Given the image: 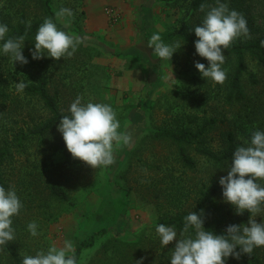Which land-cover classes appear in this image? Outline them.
Listing matches in <instances>:
<instances>
[{
  "label": "rangeland",
  "instance_id": "obj_1",
  "mask_svg": "<svg viewBox=\"0 0 264 264\" xmlns=\"http://www.w3.org/2000/svg\"><path fill=\"white\" fill-rule=\"evenodd\" d=\"M242 2L250 36L264 29V0ZM50 6L55 22L69 35L81 37L82 43L72 57L55 60L42 71L30 65L33 59L29 48L23 51L29 61L26 65L13 64L1 54L0 87L7 98L0 106V145L14 153V164L2 171L13 173V181L29 180L33 175L45 180L53 166L64 164L57 177L65 183L74 207L51 201L48 210H39L23 202L26 208L18 216L20 226L14 227L13 223L16 231L12 242L23 258L53 245L62 247L66 239L76 249L95 235L92 247L82 252L77 264H137L140 260L143 264H170L175 241L161 245L155 231L158 221L189 211L195 205V191L201 182H206L211 171L218 175L219 182L231 163L217 172L192 145L187 147V153L195 169H185L178 160L177 145L165 138L155 139L152 133L194 128L203 119L214 117L217 123L205 137L208 149L221 151L225 131L242 143L253 131L264 130V71L247 56L243 86L249 99L242 106L225 104L224 92L218 91L214 82L203 79L195 68L196 62L204 63L195 46L170 38L186 15L182 0H51ZM61 7L73 10L70 23L55 17ZM5 9L4 0H0V11ZM156 33L166 43L183 44L171 61L161 60L149 47ZM224 55L223 67L228 71L232 61ZM45 72L50 76L49 93L57 95L61 111L68 113L77 96L83 102L107 103L116 111L120 130L127 132L131 141L115 149L113 165L94 170L73 159L57 128L47 136L29 134L50 115L40 102L24 92L18 93L15 83L31 82ZM249 74L257 77V85L249 83ZM193 75L198 78L196 84L192 82ZM201 99L205 101L198 103ZM16 133L27 136L22 141L23 151L16 147ZM43 140L53 142L52 150L46 149ZM57 145L61 148L54 150ZM182 194L184 198L180 199ZM219 196L230 211L227 221L237 220L241 215L223 201L222 194ZM262 219L256 217L258 223ZM31 221L38 224L36 237L27 230ZM255 260L264 264V247L257 248L251 256L242 254L239 260L229 258L227 264H250ZM0 264H6L1 247Z\"/></svg>",
  "mask_w": 264,
  "mask_h": 264
},
{
  "label": "clouds",
  "instance_id": "obj_2",
  "mask_svg": "<svg viewBox=\"0 0 264 264\" xmlns=\"http://www.w3.org/2000/svg\"><path fill=\"white\" fill-rule=\"evenodd\" d=\"M200 11L204 16L192 30L198 38L194 46L196 54L208 64L206 67L196 62L194 66L203 79L223 84L227 79L223 50L237 39L249 36L247 20L242 13L230 9L227 0H215L214 6L201 3ZM55 17L70 23L74 12L61 7ZM9 31L6 23H0V54L7 55L13 64L26 65L29 62L23 54L26 38L24 35L10 36ZM81 43V37L69 35L48 17L39 25L34 47L29 51L33 60L51 58L58 61L72 57ZM182 46L179 42H164L159 33L149 40V47L161 60L171 61ZM29 82L19 80L15 83L16 91L22 94ZM67 112L61 116L57 131L72 158L94 170L113 165L115 149L131 141L130 135L120 130L117 113L107 103L83 102V98L77 96ZM219 184L223 201L233 206L236 215L249 213L247 223L228 225L223 234H216L205 229L203 210H192L183 217L180 231L173 225L158 224L155 231L161 245L165 247L175 241L170 264H227L229 258L239 260L242 254L251 256L257 248L264 247V219L256 221L257 216L264 217V130L253 131L235 147L227 175L220 177ZM23 207L14 186L0 185V247L15 239L13 218ZM27 230L33 237L39 235L36 221L29 222ZM22 264H77L74 243L66 239L62 247L53 245L47 251L25 255Z\"/></svg>",
  "mask_w": 264,
  "mask_h": 264
},
{
  "label": "trees",
  "instance_id": "obj_3",
  "mask_svg": "<svg viewBox=\"0 0 264 264\" xmlns=\"http://www.w3.org/2000/svg\"><path fill=\"white\" fill-rule=\"evenodd\" d=\"M243 0H227V3L231 8H235L238 12L242 13L241 7ZM185 3L186 15L179 23V27L175 29L170 38H177L188 45L194 46V42L198 39L195 36L193 30L194 26L199 24L204 16V13L200 11L201 3L207 5L215 4V0H182ZM6 4V12L0 11V23H6L10 29V36L24 35L25 47L32 49L34 47V37L36 31L45 18L51 17L54 19V14L51 10V0H4ZM4 10V9H3ZM55 21V19H54ZM57 27L63 30V28L57 24ZM264 29L250 33L247 38L241 37L237 39L228 49H224L223 53L226 54L230 61L231 66L227 71V79L225 80L224 90L223 84H216L215 88L224 96L225 104H239L244 105L247 103L249 97L246 95L243 86V76L246 68L247 56L251 60L255 61L258 66L264 71ZM0 54V58H1ZM30 64L34 66L37 71L46 70L50 64L55 62L54 59L44 58L39 60H31ZM204 64L207 67L208 61L204 59ZM1 65V64H0ZM1 68V66H0ZM189 70V69H187ZM48 72V71H47ZM47 72L34 77V80L28 83V87L24 90V93L31 99H35L40 102L47 110L50 117L43 123L35 125L29 130L30 135L35 136H47L54 129L57 128L60 123V118L68 113L61 111L57 101V95H51L49 93L50 76ZM193 84L198 82L197 76L191 77ZM248 81L252 86L258 84L257 77L253 74L248 75ZM0 87V106H4L7 95L2 92ZM205 100L201 99L198 103H203ZM217 123V119L214 117L203 119L201 124L196 123L194 128L181 127L178 131H156L152 133L155 139H167L175 143L178 147V157L181 166L188 170L195 169L194 160L188 155L187 147L193 145V149L202 157L206 159L207 163H210L215 171L219 172L231 163L232 153L235 147L241 142H238L233 133L225 131L222 134V149L216 153L206 147L205 137L212 127ZM44 136V137H45ZM27 136L24 134H15L14 140H16V147L18 151L25 150V144L22 142L26 140ZM63 145L64 141L62 142ZM43 145L47 146V150H52L53 142L47 143V140H43ZM61 147L57 145L54 150H58ZM14 160V153L8 149L6 145H0V185L5 188L12 186L15 183V188L22 203H31L30 208L48 210L51 201H57L59 203L67 204L71 208L74 207V202L70 198L67 190L64 189V182L58 179L57 175L60 173L61 165L57 163L53 166V171L45 175V180H42L39 175H33L29 180L20 182L18 179L13 181L10 177H13V173L5 174L2 170L7 165L12 166ZM217 174L211 171L208 175L206 182H201V187L195 191V205L189 211L177 212L172 216L163 217L158 221V224L164 223L166 225H173L178 231L182 229L183 217L190 211L204 213V227L206 230L214 231L216 234H223L228 225L245 223L249 219V213L245 212L237 220L229 222L227 216L230 214L229 210H226L219 201V195L222 194V189L218 186ZM24 191L25 197H21ZM184 198L182 194L180 199ZM24 205V204H23ZM26 206L24 205V210ZM21 210V211H22ZM19 216V215H18ZM13 218L14 227L20 226L19 217ZM95 235L90 238L89 243H82L75 249V255L77 263L81 261L82 252L85 249L92 247V242L95 240ZM113 244L114 248H117ZM104 249L107 246L104 245ZM1 251L4 254L6 264H22V257L18 254L16 247L12 241L7 245L1 247ZM253 261V260H251ZM250 264H260L258 261L251 262Z\"/></svg>",
  "mask_w": 264,
  "mask_h": 264
}]
</instances>
